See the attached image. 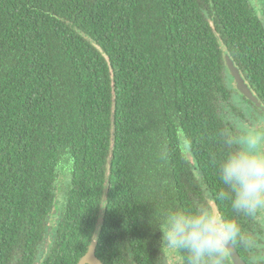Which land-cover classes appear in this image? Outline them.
Segmentation results:
<instances>
[{
    "label": "trees",
    "instance_id": "trees-1",
    "mask_svg": "<svg viewBox=\"0 0 264 264\" xmlns=\"http://www.w3.org/2000/svg\"><path fill=\"white\" fill-rule=\"evenodd\" d=\"M261 1L0 0V264H166L154 212L251 125L229 62L264 112Z\"/></svg>",
    "mask_w": 264,
    "mask_h": 264
},
{
    "label": "clouds",
    "instance_id": "clouds-1",
    "mask_svg": "<svg viewBox=\"0 0 264 264\" xmlns=\"http://www.w3.org/2000/svg\"><path fill=\"white\" fill-rule=\"evenodd\" d=\"M247 119L248 128L221 136L226 150L211 161L218 185L214 196L201 181L200 199L191 208L153 214L161 248L180 257L181 264H264V112L253 111ZM210 198L229 212L218 210Z\"/></svg>",
    "mask_w": 264,
    "mask_h": 264
},
{
    "label": "water",
    "instance_id": "water-1",
    "mask_svg": "<svg viewBox=\"0 0 264 264\" xmlns=\"http://www.w3.org/2000/svg\"><path fill=\"white\" fill-rule=\"evenodd\" d=\"M229 68L231 70V73L237 83V87L239 89V91L243 94H245L248 97H251V93L248 89V87L245 85L242 77L239 74V71L233 66V64L231 62H229ZM253 98V97H252ZM108 188V185H107ZM106 188V189H107ZM105 203L107 202V196H105L104 198ZM105 211H106V206L103 207V210L101 212V218H100V222H99V226L102 225L103 221H104V216H105ZM100 229V227L98 228ZM97 237H95L89 252L80 260V262L78 264H102L99 259L96 256V246H97ZM235 264H237V262L235 261Z\"/></svg>",
    "mask_w": 264,
    "mask_h": 264
},
{
    "label": "rangeland",
    "instance_id": "rangeland-1",
    "mask_svg": "<svg viewBox=\"0 0 264 264\" xmlns=\"http://www.w3.org/2000/svg\"><path fill=\"white\" fill-rule=\"evenodd\" d=\"M251 2L254 4V6L257 8V10L259 12H262L263 9V4L261 3V0H251ZM232 75V74H231ZM233 77V75H232ZM238 102H240V106L243 109V112L247 118V114L251 113V112H255L254 108L252 107V105L250 104L251 102H253L252 100H250L247 96H245V94H240L238 100ZM232 123H238V121L235 118L231 119ZM252 123V121H251ZM251 125H246V126H241L239 127L240 129H245L248 128ZM166 264H174V256L173 253H169L167 252V258H166Z\"/></svg>",
    "mask_w": 264,
    "mask_h": 264
},
{
    "label": "flooded vegetation",
    "instance_id": "flooded-vegetation-1",
    "mask_svg": "<svg viewBox=\"0 0 264 264\" xmlns=\"http://www.w3.org/2000/svg\"><path fill=\"white\" fill-rule=\"evenodd\" d=\"M210 203L215 207L213 201L210 202ZM239 256H240V259H241V260H244V259H245L244 256H241L240 254H239ZM174 264H181V262H180V261H177V260H174ZM233 264H235V260L233 261ZM245 264H247V261H246V260H245Z\"/></svg>",
    "mask_w": 264,
    "mask_h": 264
}]
</instances>
